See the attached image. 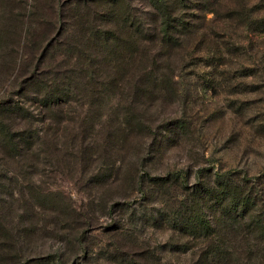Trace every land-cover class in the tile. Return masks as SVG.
I'll list each match as a JSON object with an SVG mask.
<instances>
[{"label":"trees","instance_id":"obj_1","mask_svg":"<svg viewBox=\"0 0 264 264\" xmlns=\"http://www.w3.org/2000/svg\"><path fill=\"white\" fill-rule=\"evenodd\" d=\"M30 1L0 0V75L7 76L11 69L18 73L0 99V166L40 161L43 154L48 161L55 155L63 165L80 170L106 161L92 178L108 175L136 185L147 197V179L156 186L173 182L176 191L182 189L180 197L173 196L177 213L158 218L145 215L143 221L167 226L188 238V249L196 251L191 264H237L230 254L237 242L249 260L256 252L262 257L263 246L249 245L252 235L264 242L261 182L239 184L224 176L218 189L204 183L189 188L179 173L141 176L139 167H125L129 153L143 151L140 136L150 138L154 131L153 121H145L142 112L169 94L176 68L185 67L191 37L185 9L191 8V0H142L145 12L137 9L135 0H71V4L50 0V6L45 5L49 22L32 20L36 6H30ZM43 25L46 30L40 32ZM115 100L117 108L124 106V110H115ZM36 111L43 120H35ZM113 115L118 116L113 119ZM24 121L22 126L19 122ZM36 121L44 127H34ZM113 124L116 134H104ZM188 129L181 121L171 132L179 136ZM101 134L103 142L94 146ZM19 178L20 174L6 173L3 183L18 185ZM10 196L15 197L13 192ZM2 251L4 264H65L60 254L22 263L23 256L13 257L5 247ZM133 262L123 256L119 264Z\"/></svg>","mask_w":264,"mask_h":264},{"label":"rangeland","instance_id":"obj_2","mask_svg":"<svg viewBox=\"0 0 264 264\" xmlns=\"http://www.w3.org/2000/svg\"><path fill=\"white\" fill-rule=\"evenodd\" d=\"M62 2L71 4V0ZM142 2L135 0L134 4L145 12L148 9ZM49 4L50 0H31L30 6H36L32 20L49 22L45 9ZM189 5L185 13L191 37L185 67L176 68L169 94L142 112L145 121H153L154 131L150 138L140 136L143 151L131 150L126 170L137 166L141 176L179 173L189 188L204 183L218 189L224 176L239 184L247 180L264 186V0H191ZM258 22L263 26L256 27ZM43 28L40 26V32L46 30ZM17 76L14 69L5 77L0 75V99ZM114 102L115 110H124ZM35 116V120L44 118ZM181 121L189 129L177 136L171 131ZM19 123L25 126L27 121ZM33 126L44 127L38 121ZM105 131L115 135L116 124ZM102 134L94 146L103 142ZM155 143L159 147H152ZM20 164L0 166V186H4L0 187V258L5 247L11 256H23L22 263L51 254L64 255L65 264L76 260L119 264L123 256L133 264L192 263L196 251L189 250L188 238L167 226L143 221L150 215L158 218L177 213L173 196L180 197L182 189L176 191L173 182L156 186L148 177L147 197L136 185L108 175L92 178L105 168L106 161L80 170L63 165L55 155L48 161L43 154L40 161ZM6 173L20 174V184L7 181L4 185ZM250 238V247H264L255 235ZM240 244H232V263L264 262V254L259 257L257 252L249 260Z\"/></svg>","mask_w":264,"mask_h":264}]
</instances>
